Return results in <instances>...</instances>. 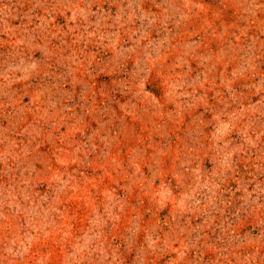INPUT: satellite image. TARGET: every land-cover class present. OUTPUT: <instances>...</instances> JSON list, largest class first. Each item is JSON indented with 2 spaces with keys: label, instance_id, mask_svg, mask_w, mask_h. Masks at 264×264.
<instances>
[{
  "label": "rangeland",
  "instance_id": "obj_1",
  "mask_svg": "<svg viewBox=\"0 0 264 264\" xmlns=\"http://www.w3.org/2000/svg\"><path fill=\"white\" fill-rule=\"evenodd\" d=\"M0 264H264V0H0Z\"/></svg>",
  "mask_w": 264,
  "mask_h": 264
}]
</instances>
